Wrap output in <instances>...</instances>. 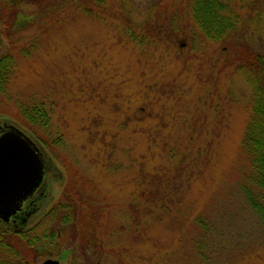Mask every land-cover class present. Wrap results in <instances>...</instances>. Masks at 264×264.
Instances as JSON below:
<instances>
[{
	"label": "rangeland",
	"instance_id": "obj_1",
	"mask_svg": "<svg viewBox=\"0 0 264 264\" xmlns=\"http://www.w3.org/2000/svg\"><path fill=\"white\" fill-rule=\"evenodd\" d=\"M194 1L31 0L38 17L0 35V121L37 139L56 175L27 227L70 179L99 192V219L55 227L61 255L39 264H264L243 147L264 90L251 68L264 0H213L214 25Z\"/></svg>",
	"mask_w": 264,
	"mask_h": 264
},
{
	"label": "trees",
	"instance_id": "obj_2",
	"mask_svg": "<svg viewBox=\"0 0 264 264\" xmlns=\"http://www.w3.org/2000/svg\"><path fill=\"white\" fill-rule=\"evenodd\" d=\"M105 1L88 0L92 8L103 4ZM212 2L214 1H194L193 9L199 13L198 15L196 14L198 21L214 25L212 17H216L214 15L216 8L212 6ZM204 5L205 8L203 9ZM252 58L251 68H255L254 66L257 65L256 72H259V77L262 78L261 80L264 83V55L254 53ZM1 62L0 92L3 90L2 85L4 84V76L6 75L4 71L7 70H3ZM261 90L252 108L243 147L247 154L255 156L253 164L255 175L250 178L248 177V185H245L247 199L264 221V90L262 86ZM36 114L31 113L29 117L35 124H38V115ZM36 133L38 134V132ZM251 184L252 186H256L254 191L249 189V185ZM86 185L88 183L83 181L80 184L78 182L75 186L74 181L70 179L55 206L46 214L42 222L39 221L31 228L25 227L14 230L9 229L5 225L0 226V264H39L38 259L41 256H60L61 252L57 249L59 236L56 229L58 227L63 228L66 225H70L68 227H74L75 234H79L86 227L85 221L93 222L99 219V217L97 218V211L100 210V207H96L93 201L99 195V192L93 189L95 195L90 194L84 188ZM55 248L57 251H55Z\"/></svg>",
	"mask_w": 264,
	"mask_h": 264
},
{
	"label": "water",
	"instance_id": "obj_3",
	"mask_svg": "<svg viewBox=\"0 0 264 264\" xmlns=\"http://www.w3.org/2000/svg\"><path fill=\"white\" fill-rule=\"evenodd\" d=\"M6 127L0 134V223L24 228L26 217H21L17 225L16 222L22 212L29 215L32 211L24 202L43 181L47 155L41 152L37 139L25 130L11 122ZM42 264L62 263L59 259L47 258Z\"/></svg>",
	"mask_w": 264,
	"mask_h": 264
},
{
	"label": "flooded vegetation",
	"instance_id": "obj_4",
	"mask_svg": "<svg viewBox=\"0 0 264 264\" xmlns=\"http://www.w3.org/2000/svg\"><path fill=\"white\" fill-rule=\"evenodd\" d=\"M30 1L31 0H0V35H2L4 31L7 36H10L18 31L20 24L24 27L29 26L34 21L35 17H38V13H35V11L30 13L31 11L24 9L26 3H29ZM39 1L47 3L50 0ZM5 120L6 119L0 121V134L8 129L6 125L9 121L6 122ZM40 150L43 152L41 148ZM43 154L45 153L43 152ZM50 163L51 162L46 158L43 181L34 194L24 202V204H26L28 208H31L32 211L29 215L26 214V212H22V215L18 219L19 223H21V217H26L28 220V218L39 208L38 205H41V203H43L49 196L48 189L52 185V179L56 178V175L53 174L52 165ZM19 223H16V225ZM11 225L13 224L11 223Z\"/></svg>",
	"mask_w": 264,
	"mask_h": 264
},
{
	"label": "bare ground",
	"instance_id": "obj_5",
	"mask_svg": "<svg viewBox=\"0 0 264 264\" xmlns=\"http://www.w3.org/2000/svg\"><path fill=\"white\" fill-rule=\"evenodd\" d=\"M16 223H19V220H17ZM2 225H5V226L8 227L9 229H12V225H11L10 223L1 222V223H0V226H2ZM27 225H28V221H27L25 227H27ZM19 229H21V228H19Z\"/></svg>",
	"mask_w": 264,
	"mask_h": 264
}]
</instances>
